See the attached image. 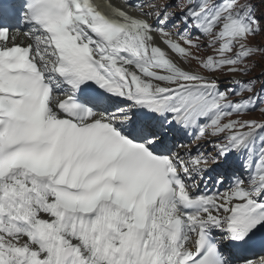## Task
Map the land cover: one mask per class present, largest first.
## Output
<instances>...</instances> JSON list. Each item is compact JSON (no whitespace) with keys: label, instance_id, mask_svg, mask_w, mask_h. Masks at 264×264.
I'll return each mask as SVG.
<instances>
[{"label":"snow or ice","instance_id":"1","mask_svg":"<svg viewBox=\"0 0 264 264\" xmlns=\"http://www.w3.org/2000/svg\"><path fill=\"white\" fill-rule=\"evenodd\" d=\"M256 56L264 0H0V264H264Z\"/></svg>","mask_w":264,"mask_h":264},{"label":"rangeland","instance_id":"2","mask_svg":"<svg viewBox=\"0 0 264 264\" xmlns=\"http://www.w3.org/2000/svg\"><path fill=\"white\" fill-rule=\"evenodd\" d=\"M159 2L163 3L164 0H159ZM157 40H158V38H157ZM259 40H260V37H257V38H256V41H259ZM158 42H159V40H158ZM161 46H162V45H161ZM201 54L203 55L204 53H201ZM254 59H255L256 61L260 62L262 65H264V61H261L260 56H256V57H254ZM192 67H193V68H196V67H197V66L195 65L194 62H193V64H192ZM263 70H264V67H260V66L252 68V71L247 75V80H250V79H252L253 77H255V78H257L258 80H262V81H264V77H261V76H260V73H261ZM237 73H238V72H237ZM217 74H221V73H217ZM226 87H229V85H227V84H221V89L226 88ZM231 87H232V86H231ZM260 87H261L260 83H257V84H256V89H260ZM249 95H250V94H249ZM249 95H248V96H249ZM248 96H247V97H248ZM243 98H245V97H236V96H231V97H230V99H233V100H236V99H243ZM257 113H259V112H255V113H253V114H254V116H255L256 118H260L261 114H257ZM243 118L247 119V118H250V117L244 116Z\"/></svg>","mask_w":264,"mask_h":264},{"label":"bare ground","instance_id":"3","mask_svg":"<svg viewBox=\"0 0 264 264\" xmlns=\"http://www.w3.org/2000/svg\"><path fill=\"white\" fill-rule=\"evenodd\" d=\"M113 3L116 5V6H123L124 5V0H112ZM22 40L24 41H27L26 38H21Z\"/></svg>","mask_w":264,"mask_h":264}]
</instances>
